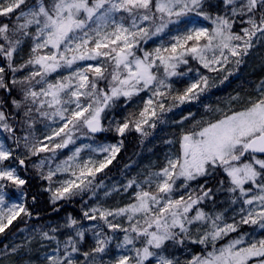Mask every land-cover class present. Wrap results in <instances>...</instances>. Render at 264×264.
<instances>
[{
    "label": "snow or ice",
    "instance_id": "snow-or-ice-1",
    "mask_svg": "<svg viewBox=\"0 0 264 264\" xmlns=\"http://www.w3.org/2000/svg\"><path fill=\"white\" fill-rule=\"evenodd\" d=\"M221 3L223 12L213 15L206 0H35L31 5L28 0H0V130L7 134L0 139V234L21 214L33 215L26 203L29 165L49 182L44 191L51 194L53 205L88 192L95 195L103 186L97 175L116 159L127 133L149 135L166 113L200 100L216 86L215 78L201 68L209 74L225 73L222 84L234 74L229 65L238 69L256 44L264 43V0ZM192 17H202L212 26H197ZM161 35H167L168 42L161 40L150 50L144 47ZM26 38L32 41L29 57L17 64L15 54ZM190 61L200 68L189 66ZM182 65L188 66L186 71ZM26 69H30L27 75L17 76ZM61 69L71 71L49 78ZM173 77L186 78V86L174 88ZM256 91L255 97L243 100V110L216 109L220 117L195 121L183 131L177 154L166 157L158 171L123 186L125 192L134 189L131 203L83 211L84 220L103 225L85 227L69 216L63 225L41 232L42 240L55 243L53 254H43L42 264H264V234L245 242L249 234L244 233L216 247L218 240L243 226L264 233V81ZM141 93L147 98L141 97L137 110L105 126L106 110L121 98L127 104ZM241 99L237 94L227 103ZM190 117L191 112L178 123ZM44 121L50 122L45 124L49 131L40 139L35 125ZM103 132H114L121 139L82 143L53 167L58 150L81 138L94 140ZM42 153L52 155L33 160ZM217 171L226 178L219 181L217 191L239 193L231 202L249 206H241L239 218L234 215L231 223L222 213L213 216L199 207L212 199L207 178ZM58 175L64 178L54 180ZM200 178H205L200 193L174 198L175 192ZM254 190L256 194H251ZM16 194L18 199L12 200ZM31 199L35 202L36 197ZM117 217H124L128 226L114 222ZM62 229L70 230L63 240ZM193 229L202 234L193 238ZM117 231L124 233L116 243V249L123 251L106 261ZM88 232L94 244L85 251L80 245ZM186 241L204 245L205 251L183 261L174 253L165 254L169 245L183 247Z\"/></svg>",
    "mask_w": 264,
    "mask_h": 264
},
{
    "label": "rangeland",
    "instance_id": "rangeland-1",
    "mask_svg": "<svg viewBox=\"0 0 264 264\" xmlns=\"http://www.w3.org/2000/svg\"><path fill=\"white\" fill-rule=\"evenodd\" d=\"M35 2V0H28V4L31 5ZM45 2H49V0H45ZM207 4L212 5L213 7L211 9H208L210 12H212L213 15H215L217 12H223V5L221 3V0H206ZM192 19L197 20V26H206L211 27L210 21L203 20L202 17L196 18L192 17ZM175 27V26H174ZM240 25L238 24L236 26V29H239ZM182 28V27H181ZM174 34V33H173ZM168 37H153L152 40H149L147 44L144 45V47L148 50L156 47L159 45L161 40L168 42ZM32 46V43H31ZM31 46L27 48V46H24V43L20 46L17 54H15L14 58H24L28 59L30 54ZM46 51V50H45ZM28 53V54H27ZM245 62L239 66V68H235L234 65H229V67L233 68V72L235 73H242L243 77L247 75H251L252 73H255L256 71H260L261 67L264 66V43H257L256 46L250 51V54L244 58ZM80 64H83L85 62H79ZM95 63V62H92ZM184 67L185 70H187ZM194 68H200V65L196 62V65H192ZM30 71V69H26L21 73L18 74H27V72ZM71 71L69 69H61L58 73H53L52 76H50V79L56 78L58 75H67L68 72ZM201 71L204 72V74L210 75L215 78L216 86L212 87L209 91L206 92L210 95L208 96H202L200 100L194 101L191 104H186L181 106L180 108L174 109L172 112L166 113L164 117V122L160 123L162 124V128L172 126L175 127V129L170 130L171 132L168 133V139L166 140L167 146L166 150L167 153H161V152H148V156H141L136 159L135 162H131L130 164L126 165L121 169V174L119 171V174L114 179H103L100 180L103 182V186L96 189V194L92 195L90 193L87 195L83 200L81 201L82 209L80 213H77L80 216V221L85 227H89L92 223H99L103 225L102 221L97 222H90L83 219V211L87 210L88 208L94 207V206H101L103 208H109V209H115L118 207H124L127 204L132 202L131 194L133 193L134 189H128L127 192L124 191L123 186L128 183L131 179H137L142 180L145 175H147L151 171H158L165 163H166V157L168 156H174L179 151V137L183 131H186L192 127V124L195 121L200 120H210L215 119L217 117H220L222 115L221 112L215 111L216 109H223L225 112L228 111L229 107L233 111H239L243 110L244 103L243 100L248 98L249 96L255 97L257 95V86L260 84L261 81H264V72L259 76V79L256 83H254L252 86H250L249 82H246L243 80L242 76L240 78V82L245 86L244 90L235 92L231 95L223 96L218 93H213L215 89H217L222 84L219 82L220 79L225 75V73H207L206 70L201 68ZM233 76L235 77V75ZM232 76V75H231ZM229 76L227 82H231L230 80L232 77ZM231 77V78H230ZM172 82L174 84V88L180 89V86L178 82L177 77L171 78ZM230 79V80H229ZM220 83V84H219ZM250 91V92H249ZM239 96L242 98L241 100L234 101L231 105H229L227 102L230 97L233 96ZM141 97L147 98L145 93H141L140 97L136 98V103L139 102L141 105ZM212 99V101L209 103L207 100ZM185 107V108H184ZM206 107L212 109V111H206ZM184 109V110H183ZM192 113V117L189 118V120L184 121L183 124L178 123L182 117L188 116L189 113ZM50 123L46 121L43 125L39 126L40 133L38 138L43 139V136L46 135L49 131L48 128L45 127V124ZM159 124V123H158ZM55 127V125H53ZM160 128V129H162ZM172 133V134H171ZM79 135V134H78ZM5 133L0 130V139H5ZM168 141H171V143H168ZM117 141H110V140H103V141H96V140H88L86 138H81L77 140L76 145H70L69 148L63 149L67 151L66 156L63 158L65 159L68 155L71 154V149H73L75 146H79L82 143H93V144H109V143H116ZM8 143V142H7ZM62 151V150H59ZM85 156L87 153L84 154ZM62 159V160H63ZM58 163V162H57ZM55 164L53 165V167ZM223 174V173H222ZM224 175V174H223ZM63 176L58 175L57 177H54V180L56 179H63ZM199 180V179H198ZM190 181L189 185L190 187L188 189L181 188L179 191L174 193V198L178 197L181 194H184L187 196V193L192 192L194 194L200 193V185L205 183V180L203 181ZM212 180V177H209L207 182H210ZM99 181V182H100ZM182 181L178 180L177 184H181ZM49 186V185H48ZM47 186V187H48ZM227 187V184L224 185V188ZM221 188V185H218L216 190ZM115 189H119V191H116ZM110 193V195H105V193ZM218 196L213 195L212 199H206L204 200L199 207H201L205 212H208L212 214L213 216L222 213L224 220L228 223L232 222V217L238 213L239 208L241 206L249 207L246 205H242V201H238L236 204H233L231 201L233 199V196H238L239 193L232 194L227 192L226 190H219ZM49 193V192H48ZM214 194V193H213ZM251 194H256V190L253 191ZM51 195V194H50ZM18 194L16 196H12V200H17ZM255 205H253L254 207ZM73 213L66 212L63 213L62 216L59 219H56L52 222V226L56 225H63L65 221L68 219L69 216H73ZM236 218L238 219V215H236ZM109 219H113L112 217H109ZM114 222H120L125 227L128 226L127 221L124 217H117L115 218ZM51 226V227H52ZM105 232L108 235H113V233L109 232L106 226H104ZM47 231V230H46ZM70 230L68 229H62V235L59 236L61 240L66 238V234ZM43 231H29L26 228H20L19 231L15 234H5L0 238V264H42L43 260V254L47 252L48 254L52 253V248L55 247L54 242H49L47 240H42L40 233ZM248 233V236H245V242H247L252 235H255L256 238H259L262 234V230L259 229H253L249 226H243L239 232L230 233L229 235L223 237L222 239L218 240L216 242L217 249L221 246L227 245L231 240L238 238V236ZM202 233H197L195 229H193V238H195L197 235ZM115 238L112 242V244L109 246V252L104 256V259L107 261L109 259H114L116 256H118L123 250H117L116 249V243L121 241L123 239L124 233L117 231L114 234ZM94 244V238L91 232L86 233V240L80 245L82 250H88L92 245ZM7 246V247H6ZM19 246L17 248L16 252H12V248ZM140 245L137 244V247ZM208 250H211V245L208 246ZM203 250L202 252H204ZM175 254V256L179 257L182 261L188 258H191L192 255L195 254L193 252L192 248L188 247H180L178 245H169L167 254ZM201 254V253H200ZM134 255V253H133ZM80 259H83L82 257H79ZM154 264V262H153Z\"/></svg>",
    "mask_w": 264,
    "mask_h": 264
},
{
    "label": "trees",
    "instance_id": "trees-1",
    "mask_svg": "<svg viewBox=\"0 0 264 264\" xmlns=\"http://www.w3.org/2000/svg\"><path fill=\"white\" fill-rule=\"evenodd\" d=\"M170 27H174V26H170ZM181 27H183V25H181ZM236 30L238 31L239 29ZM161 36L168 37L167 35H161ZM31 43H32L31 39L26 38L24 42V46H27L28 48L31 46ZM14 59L17 64H21L24 61H26V59L24 58H19V59L14 58ZM192 65L193 66L196 65V62L190 61L189 66ZM184 67L186 68V66L182 65L181 70L186 71ZM263 72H264V67L260 71H256L255 73H252L253 75H247L244 77L242 76L243 74L240 72L235 73L234 74L235 77L232 75L231 76L232 79L231 80L229 79L231 82L224 81V83H222L221 86L215 89L213 93H218L223 96H227L235 92L242 91V89L244 90L246 86H244L239 81L241 76L244 81L249 82L250 86H252L254 83L258 81L259 76L263 74ZM24 75L27 74L21 75L17 73L18 77H22ZM177 78H178V83L180 82L179 83L180 89L182 90L187 83V79L180 77ZM208 95L210 94L205 93L203 96H208ZM207 101L210 103L212 99H208ZM138 106H140V104L136 103L135 97H133L131 101L127 102V104H125L124 98H121L119 101H117L116 107L110 110H106V119L104 121L105 126H107L106 124H108V121L123 119V117L126 116L129 112L137 110ZM45 122L46 121L38 122L35 125V136L37 138L40 133L39 126L43 125ZM160 128H162V124L159 123L157 124V127L155 129H149L150 134L147 136H141L140 133H137L135 131L127 133L126 136L122 138L124 141V145L121 151L119 152L113 163L107 169H105L104 172L99 173L97 175V182L106 178L114 179L117 176V174H119V171L121 174V169L123 167L130 164L131 162H135L136 159L141 156H148V152L150 151L167 153V150L165 148L167 146L166 140L168 139V133L171 132L170 130L175 129V127L168 126L162 129ZM6 135L7 134L5 133V136ZM119 139L121 138L117 137L114 132H103V133L95 134V138H94V140L96 141H103V140L118 141ZM7 142L11 144L10 140ZM21 152H23V149H21ZM66 154H67L66 150L64 151L58 150L53 165L61 161L66 156ZM51 155H52L51 153H42L39 158L33 157V160L35 161L44 158L45 156H51ZM44 171L45 173L47 172V167H45ZM27 175L29 176V184L26 189L28 193L26 203L29 206L30 210L32 211L33 215L31 217H27L21 214L20 217H18L15 221H13V224L9 227V229L5 231L4 234H0V238L8 233L15 234L19 231L20 228H26L29 231H38V232L49 230V228L52 226V222L55 221L56 219H59L62 216V214L66 212L73 213L74 214L73 216H75L74 218L80 220V216H76V215H78L77 213L81 212L82 209L81 201L91 192H88L82 196L74 197L71 200L59 201L57 202V204L53 205V203L50 200V193L44 191V189L47 188V186L49 185V182L40 179L37 171L33 169L31 165H29L28 167ZM211 177L212 180L210 182H207L206 186L213 189V193H214L213 195L218 196V192L216 188L218 185H220L219 181L221 179H226V178L220 171H217V173ZM203 180H205V178H200L198 181H203ZM32 196L36 197L35 202L32 201L31 199ZM56 209H58V211ZM183 247L192 248L195 254L203 253L202 251L205 250L204 245L193 244L187 241L185 243V246Z\"/></svg>",
    "mask_w": 264,
    "mask_h": 264
},
{
    "label": "bare ground",
    "instance_id": "bare-ground-1",
    "mask_svg": "<svg viewBox=\"0 0 264 264\" xmlns=\"http://www.w3.org/2000/svg\"><path fill=\"white\" fill-rule=\"evenodd\" d=\"M264 67V66H263ZM260 69H262V67L260 68ZM262 72V71H261ZM259 74V73H258ZM251 75H253V74H251ZM178 83V82H177ZM180 83V82H179ZM220 84V83H219ZM179 86V85H178ZM186 86V85H185ZM184 86V87H185ZM246 86V85H245ZM243 87V86H242ZM238 88V87H237ZM177 89V88H176ZM241 89V88H240ZM243 90V89H242ZM250 92V91H249ZM139 103V102H138ZM137 106V105H136ZM185 108V107H184ZM184 110V109H183ZM107 125V124H106Z\"/></svg>",
    "mask_w": 264,
    "mask_h": 264
}]
</instances>
